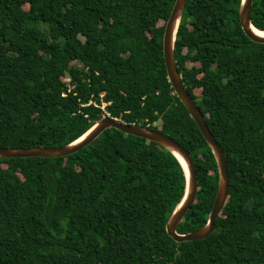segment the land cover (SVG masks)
Here are the masks:
<instances>
[{
	"label": "trees",
	"instance_id": "trees-1",
	"mask_svg": "<svg viewBox=\"0 0 264 264\" xmlns=\"http://www.w3.org/2000/svg\"><path fill=\"white\" fill-rule=\"evenodd\" d=\"M175 1L0 0V145H63L105 111L160 130L196 165V201L177 228L190 232L207 223L219 174L166 70ZM241 3L187 0L176 39L183 83L228 162L214 232L181 243L168 233L183 165L110 127L67 156H0V264H264V43L244 32ZM251 22L264 31V0Z\"/></svg>",
	"mask_w": 264,
	"mask_h": 264
},
{
	"label": "water",
	"instance_id": "water-1",
	"mask_svg": "<svg viewBox=\"0 0 264 264\" xmlns=\"http://www.w3.org/2000/svg\"><path fill=\"white\" fill-rule=\"evenodd\" d=\"M253 0H242L240 7V20L242 28L246 35L255 42L264 43V35L259 34L253 30V24L251 22V9ZM187 4V0H176L172 8V11L165 23L163 34V52L166 70L169 80L171 81L178 97L187 107L191 116L198 124L202 134L204 135L208 145L212 149L218 165V189L214 204L212 206L209 219L207 223L197 230L190 232H179L178 226L184 219L186 213L196 201L198 191V174L196 165L191 153L187 148L179 141L171 137L170 135L149 126H143L136 123H127L118 118H113L109 115L99 118L84 134L80 137L63 145L54 146H34V147H4L0 145L1 157H31V156H43V157H58L67 156L78 152L85 146L93 142L103 131L107 128L115 127L123 132L134 134L154 141L161 146L172 152L184 167L187 185L185 194L176 207L172 215L170 216L166 228L168 233L177 242L181 243L186 240H198L202 239L216 229V218L221 213L226 200L228 198V192L230 187V174L228 171V162L222 148V145L217 141L213 135V131L210 128L203 111L193 98L191 93L185 87L181 73L178 70L175 48L176 39L180 23L184 14V10ZM264 32L263 30H261ZM185 162V165L184 163Z\"/></svg>",
	"mask_w": 264,
	"mask_h": 264
},
{
	"label": "bare ground",
	"instance_id": "bare-ground-1",
	"mask_svg": "<svg viewBox=\"0 0 264 264\" xmlns=\"http://www.w3.org/2000/svg\"><path fill=\"white\" fill-rule=\"evenodd\" d=\"M253 30H255L256 32H258L259 34L264 35V32H262L260 29H258L257 27L253 26ZM185 165V162H183Z\"/></svg>",
	"mask_w": 264,
	"mask_h": 264
},
{
	"label": "rangeland",
	"instance_id": "rangeland-1",
	"mask_svg": "<svg viewBox=\"0 0 264 264\" xmlns=\"http://www.w3.org/2000/svg\"><path fill=\"white\" fill-rule=\"evenodd\" d=\"M24 7L25 8H29V4L28 3H26L25 5H24ZM64 78V80H67V78L66 77H63ZM66 78V79H65ZM195 92H198V90H195Z\"/></svg>",
	"mask_w": 264,
	"mask_h": 264
},
{
	"label": "clouds",
	"instance_id": "clouds-1",
	"mask_svg": "<svg viewBox=\"0 0 264 264\" xmlns=\"http://www.w3.org/2000/svg\"><path fill=\"white\" fill-rule=\"evenodd\" d=\"M66 79V78H65ZM104 108V107H103ZM109 113V112H108ZM105 115H107V113H106V111H105V114L103 115V116H105ZM109 116H110V114H109Z\"/></svg>",
	"mask_w": 264,
	"mask_h": 264
},
{
	"label": "built area",
	"instance_id": "built-area-1",
	"mask_svg": "<svg viewBox=\"0 0 264 264\" xmlns=\"http://www.w3.org/2000/svg\"><path fill=\"white\" fill-rule=\"evenodd\" d=\"M107 115H109V113L106 111Z\"/></svg>",
	"mask_w": 264,
	"mask_h": 264
}]
</instances>
